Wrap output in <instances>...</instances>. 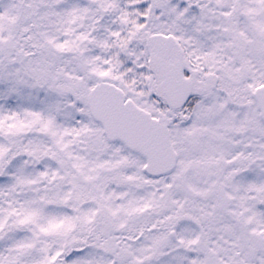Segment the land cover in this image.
<instances>
[{
  "label": "snow or ice",
  "instance_id": "snow-or-ice-1",
  "mask_svg": "<svg viewBox=\"0 0 264 264\" xmlns=\"http://www.w3.org/2000/svg\"><path fill=\"white\" fill-rule=\"evenodd\" d=\"M0 264H264V0H0Z\"/></svg>",
  "mask_w": 264,
  "mask_h": 264
}]
</instances>
